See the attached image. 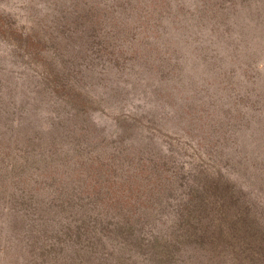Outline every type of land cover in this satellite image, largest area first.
I'll return each instance as SVG.
<instances>
[{"label": "rangeland", "instance_id": "rangeland-1", "mask_svg": "<svg viewBox=\"0 0 264 264\" xmlns=\"http://www.w3.org/2000/svg\"><path fill=\"white\" fill-rule=\"evenodd\" d=\"M0 264H264V0H0Z\"/></svg>", "mask_w": 264, "mask_h": 264}, {"label": "trees", "instance_id": "trees-1", "mask_svg": "<svg viewBox=\"0 0 264 264\" xmlns=\"http://www.w3.org/2000/svg\"><path fill=\"white\" fill-rule=\"evenodd\" d=\"M61 114V113H60ZM54 129V128H53ZM20 133V132H19ZM122 167H124L122 164L118 165L117 163H115V161H112L110 164H109V175L106 177V175H104L103 178H105L106 181L104 182H100V186L105 190L103 193H99L100 195V200L102 201V203L104 204H111L112 203V199H111V196H106L107 195V192L108 191H111L112 190V187L115 186V183L112 182V180L114 179V177L117 176L118 172H122L123 169ZM135 182V181H133ZM126 183V182H124ZM124 183L120 184V183H117L119 184L120 186H122ZM136 184V183H134ZM133 184V185H134ZM105 187V188H104ZM126 187L130 188L131 186L130 185H127ZM135 190V188H134ZM103 191V190H102ZM106 194V195H105ZM118 199L124 201L126 199V196L125 195H119L118 196ZM120 211L122 212L123 211V214L124 216L127 214L126 211H124L123 208H120ZM109 224V222H107V225ZM141 224V223H140ZM216 225H220V222L219 220L215 222ZM87 225V224H86ZM121 225V223L117 224V227H119ZM142 225V224H141ZM215 226V225H214ZM216 227V226H215ZM130 235V233H128V236ZM150 242V241H148ZM76 243V242H75Z\"/></svg>", "mask_w": 264, "mask_h": 264}]
</instances>
